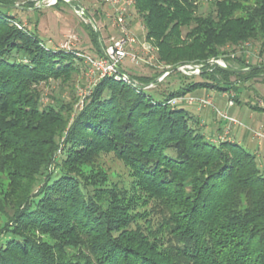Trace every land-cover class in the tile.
<instances>
[{
    "label": "trees",
    "instance_id": "obj_1",
    "mask_svg": "<svg viewBox=\"0 0 264 264\" xmlns=\"http://www.w3.org/2000/svg\"><path fill=\"white\" fill-rule=\"evenodd\" d=\"M134 1L163 69H122L140 87L153 84L152 94L105 77L74 109L56 96L42 103L43 87L72 86L73 51L18 29L17 0H0V264H264L257 156L234 138L211 142L200 119L172 103L219 90L234 91L235 104L236 85L264 68L231 74L209 65L175 91L161 87L173 73L157 80L219 59L237 70L264 66L227 56L252 42L263 53L264 0ZM105 157L123 173L112 174Z\"/></svg>",
    "mask_w": 264,
    "mask_h": 264
},
{
    "label": "rangeland",
    "instance_id": "obj_2",
    "mask_svg": "<svg viewBox=\"0 0 264 264\" xmlns=\"http://www.w3.org/2000/svg\"><path fill=\"white\" fill-rule=\"evenodd\" d=\"M69 1L88 10L91 16L93 14L95 15L97 19L96 24L104 46L109 45L110 39L120 38L121 32L113 20L114 17L111 15L112 12L103 4L102 0ZM29 2L33 6L35 5V8H28L27 5ZM38 2H41V4L38 5ZM17 5H19L20 8V10L15 14L16 19L20 22L18 25L24 29H29L31 32H36L38 38L43 41L45 45H48L49 47L60 48L63 42L69 41L70 44H72V51H81L90 55H96L95 45L92 41L90 30L86 28V25L89 24L88 21L79 17L75 13L74 9L68 5L59 3L52 7H47L43 0H17ZM209 9L210 6L208 3H204L202 5V10L204 12H207ZM129 20L130 21L127 24V29L135 37H137L139 43L146 42V40H144V30L141 26V21L139 18L133 15L132 11L129 15ZM259 52L260 44L258 42H252L249 45L245 44L243 46L237 47L234 49L233 53L231 52V49H229V55L227 56L232 59L233 57L242 55L243 59H245L250 65L257 63L264 64V51L261 55ZM217 62L227 65L223 59H219ZM78 68L79 72L73 78L74 82L71 87H62L56 83H51L47 87H43L42 103L48 104L51 101V98L56 96L62 98L66 102L72 103L74 109L80 108V105L84 99L82 97L84 92H88V94H90V90L96 84L94 86H90L91 83L86 82L80 67ZM122 68L126 70L127 73H132L139 76H148L154 71L155 73L161 71L163 66L159 65L157 60L154 63V66H138L135 63L124 61ZM180 73L178 71L175 72V74L173 73L168 79L162 82L161 87L168 89V91H175L180 88L181 85H185L191 81L199 80L198 73H190V71ZM161 76L158 77V82H161L159 81ZM233 80L234 79L232 78V81ZM148 86L153 87V84ZM236 88V92L238 93V102H235V106L232 107H228L227 104L231 92L229 93L221 92L219 90H210L209 95L213 97L212 102L216 110L226 113L228 116L237 119L241 123L242 126L238 128L240 129V134H246V139L243 140L241 145L247 151L257 156L256 158L258 166L260 170H262L261 166L264 167V143L258 147L256 142L253 141L251 137L250 130H261L264 132V112L255 109V107L264 108V73L256 76L250 81L236 85ZM145 91L149 94H152L150 90L145 89ZM202 92H204V90H197L194 96L199 97L202 95ZM222 94H225L224 99H221ZM232 95H234V91H232ZM232 97L234 96H231V98ZM177 107L190 111V113L198 117L201 122H205V126H207V128H200V132L204 135H207L212 130H216L220 125V117L215 114V110L212 108H206L203 111L197 112L196 108L189 107L184 103H178ZM236 138L237 139L235 140L237 142L239 140L238 135ZM103 160L106 163V166L113 170L112 174L123 173V169L117 161L110 157H105Z\"/></svg>",
    "mask_w": 264,
    "mask_h": 264
},
{
    "label": "built area",
    "instance_id": "obj_3",
    "mask_svg": "<svg viewBox=\"0 0 264 264\" xmlns=\"http://www.w3.org/2000/svg\"><path fill=\"white\" fill-rule=\"evenodd\" d=\"M47 7H52L56 4L55 0H43ZM69 1V0H65ZM103 4L112 12L114 17V22L116 26L120 29L121 36L118 39H110L109 45L104 48L106 57H97L81 51H73L74 61L82 70L84 78L87 83H91L90 86H94L98 81L105 77H114L117 80H122L128 82L124 75L119 74L118 69H122V64L124 61H129L135 63L138 66L148 65L154 66L156 62V52L157 50L153 48L148 42L139 43L137 37H135L128 29L127 24L129 23V15L131 14V8L134 6V0H102ZM41 2H38L40 5ZM76 14L80 13L75 11ZM18 29L22 27L15 24ZM72 44L70 42H63V44L58 49L65 51L71 50ZM221 65L223 63L219 62ZM185 72L190 71V73H199V70L192 68L191 66H183ZM124 72V71H123ZM125 73V72H124ZM163 78L161 76L160 80ZM152 88V86H147V89ZM84 92V91H83ZM85 95V96H84ZM88 92L83 94V98L88 96ZM232 92L230 94L229 100L227 102L228 107L234 106V102L231 98ZM213 97L209 94L205 96H187L179 99H175L172 103L182 102L189 107L196 108L197 110L212 108L215 110V114L220 117L223 125L224 131L210 139L213 143H218L226 140H232L233 128L241 127V123L228 116L226 113L218 111L214 108ZM82 104V103H81ZM81 106V105H80ZM251 137L253 141L256 142L259 147L264 143V132L261 130H250Z\"/></svg>",
    "mask_w": 264,
    "mask_h": 264
},
{
    "label": "water",
    "instance_id": "obj_4",
    "mask_svg": "<svg viewBox=\"0 0 264 264\" xmlns=\"http://www.w3.org/2000/svg\"><path fill=\"white\" fill-rule=\"evenodd\" d=\"M55 2H56V3H58V2L65 3V4H67L69 7H71L72 9H74V11H79V12H80V13H78L77 15H78L79 17H81V18L87 20L88 23L92 26V28H93V30H94V33H95V36H96V40H97L98 45H99V49H100V51H101V55H102L103 57H106L105 52H104V48H103L102 45H101V37H100L99 29H98V27H97V24H96L95 20H94L93 17L90 15V13L87 12L86 9H84V8H82V7H80V6L76 5V4H73V3H71L70 1H65V0H55ZM13 7H15V8H19L18 5H15V6H13ZM209 65H215V66H217V67H219V68H221V69H223V70H225V71H227L228 73H231V74H238V73L245 72V71H250V70H256V69L264 68V66H257V67H253V68L246 69V70H237V69H231V68L227 67L226 65H221V64H220L219 62H217V61H210V62H208V63H206V64H204V65H200V66H192V65H191V67L200 71V69H202V68H204V67H206V66H209ZM177 71H179V72H185V71L183 70V66H177V67H174V68H172V69H169L166 73H164L163 78L161 79V81H162L167 75H169V74H171V73H174V72H177ZM118 72H119V74L124 75V76L126 77L127 81H128L131 85H133L135 88H137V89H142V90L147 89V86H143V87L138 86V85H137V84L131 79V77L128 76V75H126L121 69H118Z\"/></svg>",
    "mask_w": 264,
    "mask_h": 264
},
{
    "label": "crops",
    "instance_id": "obj_5",
    "mask_svg": "<svg viewBox=\"0 0 264 264\" xmlns=\"http://www.w3.org/2000/svg\"><path fill=\"white\" fill-rule=\"evenodd\" d=\"M206 94H209V91H208V93L206 92V91H204V92H202V95H206ZM224 95L225 94H222V97H221V99H224ZM235 106V105H234ZM234 108V107H233ZM201 111H203V110H201ZM197 112H200V111H197ZM212 113V112H211ZM220 123V122H219ZM206 124H205V122L204 121H202L201 122V127H203V128H207V126H205ZM223 128H224V125L222 124V123H220V125L217 127V129L216 130H212L211 132H209L206 136L208 137V138H212V137H214V136H216V135H218L219 133H221L222 131H223ZM240 129H238V128H233V131H232V136H233V138H234V140L235 139H237L236 137H237V135H238V137H239V140L237 141L239 144H242L243 143V140L244 139H246V134L244 135V134H240V131H239ZM239 135H241V136H239ZM236 141V140H235ZM259 153V152H258ZM261 168H262V170H264V167L263 166H261Z\"/></svg>",
    "mask_w": 264,
    "mask_h": 264
}]
</instances>
